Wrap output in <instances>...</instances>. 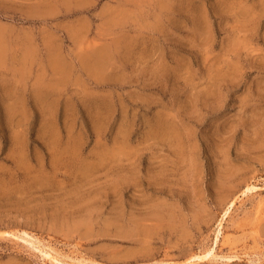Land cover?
Returning a JSON list of instances; mask_svg holds the SVG:
<instances>
[{
  "label": "rangeland",
  "instance_id": "obj_1",
  "mask_svg": "<svg viewBox=\"0 0 264 264\" xmlns=\"http://www.w3.org/2000/svg\"><path fill=\"white\" fill-rule=\"evenodd\" d=\"M32 13L0 59V264H183L231 202L190 264H264V0Z\"/></svg>",
  "mask_w": 264,
  "mask_h": 264
},
{
  "label": "crops",
  "instance_id": "obj_2",
  "mask_svg": "<svg viewBox=\"0 0 264 264\" xmlns=\"http://www.w3.org/2000/svg\"><path fill=\"white\" fill-rule=\"evenodd\" d=\"M34 5L35 0H0V59L19 58L21 43L34 42Z\"/></svg>",
  "mask_w": 264,
  "mask_h": 264
},
{
  "label": "bare ground",
  "instance_id": "obj_3",
  "mask_svg": "<svg viewBox=\"0 0 264 264\" xmlns=\"http://www.w3.org/2000/svg\"><path fill=\"white\" fill-rule=\"evenodd\" d=\"M257 187L255 186V185H252V184H248V185H246V187H245V189H243L242 190V192H241V194H245V193H248V192H251L252 190H255ZM232 204H233V202H231L227 207H226V209L224 210V212H223V214H222V216H221V218H220V220H219V222H218V227H217V230H216V233H215V238H214V241L211 243L212 244V246H209L208 248H206L205 250H203V252L201 253H196V254H192V256L189 258L188 257V259H186V261L183 263V264H190V263H192V262H195V261H199V260H202V259H205L206 257H208L209 255H211L213 252H214V249H215V247H216V243H217V241H218V237H219V234H220V229H221V223H222V219L224 218V217H226L227 216V214L229 213V210H230V208H231V206H232ZM1 233H5V234H12V235H15V236H23V235H25V236H27L28 235V233L26 232V231H21L20 233L21 234H15V233H13V232H4V231H2ZM28 237H30V236H28ZM34 237V236H33ZM31 238V237H30ZM35 240V239H34ZM49 249H48V251H45V252H43L44 253V256L46 255V256H48V257H50V258H52V260H57V257H56V255L54 256L53 254H52V248H50V247H48ZM43 250V249H42ZM44 251V250H43ZM54 251V250H53ZM45 256V257H46ZM61 256V255H60ZM68 257V256H67ZM227 258V257H226ZM57 264V263H56ZM148 264H176V262L174 263V261L173 262H171V261H158V262H151V263H148ZM177 264H179V262L177 263ZM180 264H182V262L180 263Z\"/></svg>",
  "mask_w": 264,
  "mask_h": 264
}]
</instances>
